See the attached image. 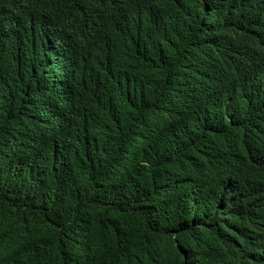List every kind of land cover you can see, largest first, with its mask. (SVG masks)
Segmentation results:
<instances>
[{"label":"trees","instance_id":"1","mask_svg":"<svg viewBox=\"0 0 264 264\" xmlns=\"http://www.w3.org/2000/svg\"><path fill=\"white\" fill-rule=\"evenodd\" d=\"M42 2L0 0L8 264H264V91L224 68L264 36V0H152L108 52L80 11L122 0L53 21Z\"/></svg>","mask_w":264,"mask_h":264},{"label":"clouds","instance_id":"2","mask_svg":"<svg viewBox=\"0 0 264 264\" xmlns=\"http://www.w3.org/2000/svg\"><path fill=\"white\" fill-rule=\"evenodd\" d=\"M152 0H122L121 8L106 23L100 15L80 11V21L87 47H94L108 52L111 49L128 47V28L139 30L145 21L144 4ZM70 0H43L39 10L40 15L47 21L57 20ZM119 22L123 26H119ZM224 63L227 75L233 78L248 93L259 94L264 91V36L250 48L236 52ZM231 58H235L234 61ZM9 257L0 254V264H8Z\"/></svg>","mask_w":264,"mask_h":264}]
</instances>
